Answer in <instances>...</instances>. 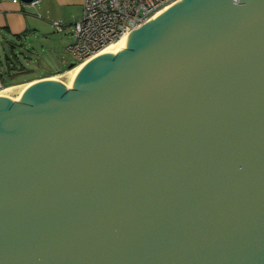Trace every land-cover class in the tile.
<instances>
[{
	"label": "water",
	"instance_id": "1",
	"mask_svg": "<svg viewBox=\"0 0 264 264\" xmlns=\"http://www.w3.org/2000/svg\"><path fill=\"white\" fill-rule=\"evenodd\" d=\"M0 264H264V0H178L1 95Z\"/></svg>",
	"mask_w": 264,
	"mask_h": 264
},
{
	"label": "built area",
	"instance_id": "2",
	"mask_svg": "<svg viewBox=\"0 0 264 264\" xmlns=\"http://www.w3.org/2000/svg\"><path fill=\"white\" fill-rule=\"evenodd\" d=\"M40 0L23 2L35 7ZM178 0H83L81 17L73 23V42L68 50L77 63H82L108 45L121 39L131 30L141 27ZM62 32L64 25L55 23ZM6 87L0 73V92Z\"/></svg>",
	"mask_w": 264,
	"mask_h": 264
},
{
	"label": "rangeland",
	"instance_id": "3",
	"mask_svg": "<svg viewBox=\"0 0 264 264\" xmlns=\"http://www.w3.org/2000/svg\"><path fill=\"white\" fill-rule=\"evenodd\" d=\"M29 11L31 12L30 9ZM53 13L54 15L51 16L53 19L65 23L62 13H57V10ZM29 16L31 29L23 39L0 38V72L5 86L10 84H13L10 86H16L13 90L27 82L45 78L49 74L60 76L71 69V64L77 63L67 49L73 42L72 23H66L67 26L62 32H56L45 20V15L43 18H38L36 15ZM7 59L14 65L22 64L27 71L10 77L5 68Z\"/></svg>",
	"mask_w": 264,
	"mask_h": 264
},
{
	"label": "crops",
	"instance_id": "4",
	"mask_svg": "<svg viewBox=\"0 0 264 264\" xmlns=\"http://www.w3.org/2000/svg\"><path fill=\"white\" fill-rule=\"evenodd\" d=\"M82 1L40 0L37 6L31 7L23 5V0H0V38L5 40L12 38L23 39L31 29L29 15H36L38 18H43V15H45V20L49 22L53 29H55V23L64 25V28L67 26L66 23H72L73 25L81 17ZM29 9L31 12H28ZM55 10H57V13L63 14L65 23H60L57 19L51 17L54 15L53 11ZM49 19L52 20L49 21ZM5 64L10 77H15L17 73L27 71L22 64L14 65L8 59ZM46 77L51 76L49 74Z\"/></svg>",
	"mask_w": 264,
	"mask_h": 264
},
{
	"label": "bare ground",
	"instance_id": "5",
	"mask_svg": "<svg viewBox=\"0 0 264 264\" xmlns=\"http://www.w3.org/2000/svg\"><path fill=\"white\" fill-rule=\"evenodd\" d=\"M124 37V36H123ZM122 37V38H123ZM121 38V39H122ZM120 40V39H119ZM119 40H117V41H115V42H113L112 44H110V45H114L116 42H118ZM110 45H108V46H110ZM107 46V47H108ZM106 47V48H107ZM83 63V62H82ZM82 63H78L76 66H74L73 68H71V69H69L68 71H70V70H72V69H74V68H76L77 66H79L80 64H82ZM67 71V72H68ZM66 73V72H65ZM51 77H55V76H51ZM31 82H34V81H31ZM27 83H29V82H27ZM14 87H16V86H8V87H6L4 90H2L1 92H0V96L1 95H3V94H6V93H8V92H10V91H12L13 89H14Z\"/></svg>",
	"mask_w": 264,
	"mask_h": 264
},
{
	"label": "trees",
	"instance_id": "6",
	"mask_svg": "<svg viewBox=\"0 0 264 264\" xmlns=\"http://www.w3.org/2000/svg\"><path fill=\"white\" fill-rule=\"evenodd\" d=\"M10 85H13V84H10ZM10 85H8V86H10Z\"/></svg>",
	"mask_w": 264,
	"mask_h": 264
}]
</instances>
